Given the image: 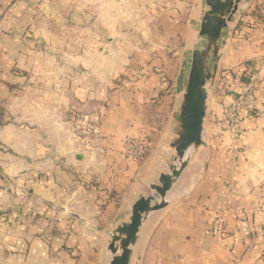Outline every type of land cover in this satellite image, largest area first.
<instances>
[{
	"label": "crops",
	"instance_id": "crops-1",
	"mask_svg": "<svg viewBox=\"0 0 264 264\" xmlns=\"http://www.w3.org/2000/svg\"><path fill=\"white\" fill-rule=\"evenodd\" d=\"M202 1L0 0V264H107L111 231L175 157ZM220 45L203 145L130 264H264V0L240 2ZM252 76L254 108L232 126L223 107ZM136 136L153 160L125 159Z\"/></svg>",
	"mask_w": 264,
	"mask_h": 264
},
{
	"label": "water",
	"instance_id": "water-1",
	"mask_svg": "<svg viewBox=\"0 0 264 264\" xmlns=\"http://www.w3.org/2000/svg\"><path fill=\"white\" fill-rule=\"evenodd\" d=\"M242 0H203L204 12L198 36L203 39L192 51L189 71L178 111L176 138L170 144L175 157L167 174H161L157 184L150 185L152 195L139 197L130 208L128 221L117 225L110 233L107 264H130L132 248L143 223L151 213L166 209L172 188L190 162L193 149L203 145V121L206 114L208 84L213 79L214 66L221 50L223 33L238 11ZM251 0H244L247 5Z\"/></svg>",
	"mask_w": 264,
	"mask_h": 264
},
{
	"label": "built area",
	"instance_id": "built-area-1",
	"mask_svg": "<svg viewBox=\"0 0 264 264\" xmlns=\"http://www.w3.org/2000/svg\"><path fill=\"white\" fill-rule=\"evenodd\" d=\"M255 84L256 79L252 76L234 101L230 105L223 107V115L232 126L239 124L241 113L253 110L255 101L251 94L255 89ZM86 122L84 119H73L72 131L75 144L89 152L93 151L91 142L96 132L94 127ZM125 144L127 145V149L132 153L133 159H138L146 152L145 145L138 140H127Z\"/></svg>",
	"mask_w": 264,
	"mask_h": 264
},
{
	"label": "rangeland",
	"instance_id": "rangeland-1",
	"mask_svg": "<svg viewBox=\"0 0 264 264\" xmlns=\"http://www.w3.org/2000/svg\"><path fill=\"white\" fill-rule=\"evenodd\" d=\"M207 88H208V90L210 91V89H211V84H210V83L208 84ZM231 103H232V102H231ZM231 103H230V104H231ZM230 104H228V105H230ZM226 106H227V104H226ZM127 140H138V141L142 142V143L145 145V147H146V152H145V154H143V155H142L141 157H139L138 159H133L132 153L127 149V145L125 144V142H126ZM93 146H95V145H92V143H91V147H92V148H97V146H95V147H93ZM122 149H123V153H124L125 159H126V160H129L130 162L139 163V162H142V161H144V160H149V159L153 160V158H154V155H153L152 152H151V149H152L151 144H150V142L148 141V137H146V136H136V137H128V138H126V139L122 142ZM81 150H82V149H81ZM168 150L171 151V152H174L170 147L168 148ZM83 151H84V150H82V152H83ZM192 180H193V178H192ZM178 200H181V198H179ZM178 200H177V201H178ZM177 201H175V202H177ZM2 214L5 215L4 212H2ZM134 261H135V260H134Z\"/></svg>",
	"mask_w": 264,
	"mask_h": 264
},
{
	"label": "bare ground",
	"instance_id": "bare-ground-1",
	"mask_svg": "<svg viewBox=\"0 0 264 264\" xmlns=\"http://www.w3.org/2000/svg\"><path fill=\"white\" fill-rule=\"evenodd\" d=\"M170 193H171V192H170ZM168 195H169V194H168ZM167 199L170 200L169 197H167ZM141 241H142V240H141ZM138 247H139V246H138ZM140 247H141V246H140Z\"/></svg>",
	"mask_w": 264,
	"mask_h": 264
}]
</instances>
